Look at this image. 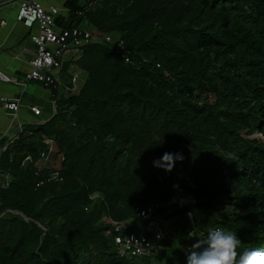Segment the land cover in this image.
Returning <instances> with one entry per match:
<instances>
[{
	"label": "trees",
	"instance_id": "1",
	"mask_svg": "<svg viewBox=\"0 0 264 264\" xmlns=\"http://www.w3.org/2000/svg\"><path fill=\"white\" fill-rule=\"evenodd\" d=\"M90 1L65 0L56 23L123 44L64 61L79 91L53 89L54 115L1 152L0 212L20 215L0 216V264H186L189 236L210 228L237 233L238 253L264 249V0ZM165 152L183 155L170 172L153 166ZM53 170L61 180L37 185ZM156 203L160 239L135 219ZM133 217L158 254L120 255L113 222Z\"/></svg>",
	"mask_w": 264,
	"mask_h": 264
},
{
	"label": "built area",
	"instance_id": "2",
	"mask_svg": "<svg viewBox=\"0 0 264 264\" xmlns=\"http://www.w3.org/2000/svg\"><path fill=\"white\" fill-rule=\"evenodd\" d=\"M95 0H91L88 4L91 7ZM60 13V8L55 5L45 6L39 0H20L15 14V21L20 22L31 31L30 38L34 42L36 49L30 60V70L26 73L28 80H34L46 87L57 88L62 86L66 96L77 93L82 86L84 79L80 77L82 70L72 63L70 71V82L64 84L60 79L61 64L65 61L63 58L72 60L74 54H79L81 47L93 41L102 40L108 44H115L122 46L121 39L115 40L110 34L102 36L93 33L90 30L81 27H72L70 29L59 27L56 23V17ZM3 24L5 22H2ZM68 54V55H67ZM77 58V57H76ZM75 58V59H76ZM128 60V59H126ZM74 68V69H73ZM4 80H11L5 75H2ZM1 102L4 108L16 113L19 108V98L17 97H1ZM54 102V100H53ZM30 110L34 114H39L40 109L37 105H31ZM22 132V126L18 124L17 132L9 137V140L2 145L1 150H5L7 146L18 138ZM44 142L48 145L46 151L40 154V160L46 161L50 159L52 152H54V140L52 138L43 136ZM62 157V154L59 157ZM63 158V157H62ZM32 161V156L26 154L22 159V165ZM47 162V161H46ZM62 176L57 170L50 171L45 179H40L37 185L43 184L44 180L58 181ZM8 184L7 176L4 175L0 167V192L3 187ZM98 193H93L89 197L91 199L97 198ZM1 205V200H0ZM158 204L150 205L136 211L135 219L145 222V227L154 239L163 237V230L159 227V219L154 216V212ZM20 215L19 212L7 210L0 212L3 215ZM133 218L117 220L113 222V243L119 250L121 256H144L158 254L161 250L160 240H154L143 234L138 237L134 232H130V226L135 220ZM194 242V241H193ZM192 242V243H193ZM188 243L185 249L190 246Z\"/></svg>",
	"mask_w": 264,
	"mask_h": 264
},
{
	"label": "crops",
	"instance_id": "3",
	"mask_svg": "<svg viewBox=\"0 0 264 264\" xmlns=\"http://www.w3.org/2000/svg\"><path fill=\"white\" fill-rule=\"evenodd\" d=\"M19 1L0 0V154L3 151L1 150L2 145L17 132L18 124L22 128L28 123L41 124L49 120L55 113V103L52 97V90L55 88L46 87L37 81L26 78L36 46L30 38L32 30L15 21ZM39 1L45 6H58L59 14H67V8L63 5L65 0ZM63 59L68 61L66 55ZM1 74L13 79L4 80ZM4 96L19 98V108L16 113L3 107L1 97ZM31 105L39 107V114H34L30 110ZM46 161H43V165L47 164Z\"/></svg>",
	"mask_w": 264,
	"mask_h": 264
},
{
	"label": "clouds",
	"instance_id": "4",
	"mask_svg": "<svg viewBox=\"0 0 264 264\" xmlns=\"http://www.w3.org/2000/svg\"><path fill=\"white\" fill-rule=\"evenodd\" d=\"M177 160H183L181 153L165 152L153 161V166L170 172ZM195 237L185 249L186 264H264V249H245L238 253L241 240L237 233L222 228H210L206 235Z\"/></svg>",
	"mask_w": 264,
	"mask_h": 264
},
{
	"label": "rangeland",
	"instance_id": "5",
	"mask_svg": "<svg viewBox=\"0 0 264 264\" xmlns=\"http://www.w3.org/2000/svg\"><path fill=\"white\" fill-rule=\"evenodd\" d=\"M80 27H84V26H82V24H80L79 25ZM89 29V28H88ZM78 56V53L77 54H74L73 55V58L75 59L76 57ZM74 69V68H73ZM82 78H84V73L83 72H80V74H79ZM69 96V95H68ZM50 157H52L53 158V161H54V157H53V155H51ZM56 157V156H55ZM59 163H60V159L58 158V157H56V159H55V166H59ZM41 164H43V162L41 161Z\"/></svg>",
	"mask_w": 264,
	"mask_h": 264
},
{
	"label": "water",
	"instance_id": "6",
	"mask_svg": "<svg viewBox=\"0 0 264 264\" xmlns=\"http://www.w3.org/2000/svg\"><path fill=\"white\" fill-rule=\"evenodd\" d=\"M81 18V16L79 17V19Z\"/></svg>",
	"mask_w": 264,
	"mask_h": 264
}]
</instances>
